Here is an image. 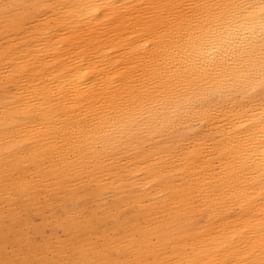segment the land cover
Segmentation results:
<instances>
[{"label": "bare ground", "instance_id": "6f19581e", "mask_svg": "<svg viewBox=\"0 0 264 264\" xmlns=\"http://www.w3.org/2000/svg\"><path fill=\"white\" fill-rule=\"evenodd\" d=\"M0 264H264V0H0Z\"/></svg>", "mask_w": 264, "mask_h": 264}]
</instances>
